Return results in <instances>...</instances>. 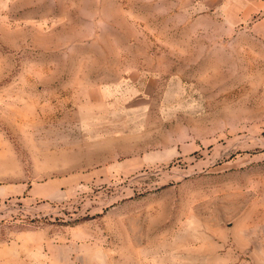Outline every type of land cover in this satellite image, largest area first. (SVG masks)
Listing matches in <instances>:
<instances>
[{
    "label": "rangeland",
    "instance_id": "1",
    "mask_svg": "<svg viewBox=\"0 0 264 264\" xmlns=\"http://www.w3.org/2000/svg\"><path fill=\"white\" fill-rule=\"evenodd\" d=\"M0 264H264V0H0Z\"/></svg>",
    "mask_w": 264,
    "mask_h": 264
}]
</instances>
